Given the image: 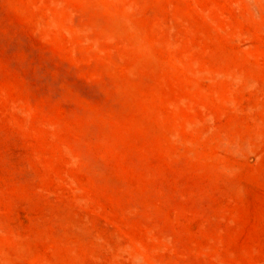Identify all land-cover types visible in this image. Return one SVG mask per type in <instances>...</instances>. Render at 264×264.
I'll use <instances>...</instances> for the list:
<instances>
[{
  "label": "rangeland",
  "instance_id": "rangeland-1",
  "mask_svg": "<svg viewBox=\"0 0 264 264\" xmlns=\"http://www.w3.org/2000/svg\"><path fill=\"white\" fill-rule=\"evenodd\" d=\"M0 264H264V0H0Z\"/></svg>",
  "mask_w": 264,
  "mask_h": 264
}]
</instances>
